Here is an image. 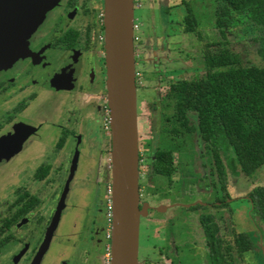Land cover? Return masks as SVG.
Segmentation results:
<instances>
[{
	"label": "rangeland",
	"instance_id": "obj_1",
	"mask_svg": "<svg viewBox=\"0 0 264 264\" xmlns=\"http://www.w3.org/2000/svg\"><path fill=\"white\" fill-rule=\"evenodd\" d=\"M186 1L196 17V30L191 33L184 32L183 24L182 30L176 24H170L167 25L169 33L164 37L165 33L161 31L168 14L164 13L160 2L134 0V17L138 20L141 38L134 49L135 70L138 73V143L142 157L140 204L150 202V206L156 207V212L140 218L138 264H170L163 249L165 236L162 226L165 211H157L159 205H164L160 203L161 197L168 198L166 200L170 202L177 200L178 195L182 194L191 201L193 197L204 193L205 187L208 193L216 191L212 185L214 178L210 174L211 148L205 147L197 131H189L175 121L173 104L165 98L169 88L167 75L200 78L205 71L202 64L204 52L218 48L239 54L245 64L264 66V62L256 54L259 45L254 40L258 35L256 27L237 17L225 28L223 37L214 26L210 0ZM102 5L103 0H75L70 5L76 6V13L68 21V26L80 32L77 47L83 53L84 64L79 65L78 74H75V87L59 85L62 76L70 79L69 73L67 75L57 71L53 74L54 89L62 88L65 92L56 94L53 98L52 112L54 122L69 127L75 135V150H58L53 147L49 154L52 167L46 180L25 184L31 193L40 197L41 202L30 214L28 222L22 225L18 223L10 230L12 236L0 250V264H26V259L16 262L14 259L32 253V247L38 248V253L57 207L63 201L65 205L49 240L50 252L46 254L42 264H61L62 260L63 264L109 263L110 224L106 214L111 189V139L106 102L104 50L103 41L100 39L103 26L98 16ZM70 6L68 4L67 9H64L63 18L71 10ZM213 43L217 45L208 47ZM92 62L98 76L94 84L89 86L88 68ZM67 77L65 81H68ZM71 83L73 85V81ZM70 91L73 92V98L68 101ZM68 119H72V123ZM191 122L195 123L193 117ZM147 140L151 145L144 148ZM220 145L225 150L220 152L223 162L226 163V160L230 159L232 166V150L225 144ZM157 146L171 149L174 153V164L178 169L172 174L170 182L163 176H154L152 181L147 177L151 152ZM75 154L77 165L68 183V191L63 196ZM12 168L5 166V175ZM4 172L1 171L3 177ZM27 178L29 179V176ZM16 185L15 177L0 183V217L9 218L14 212L15 207L12 208L11 204L16 196L13 193ZM258 185H264V165L252 175H244L241 172L235 174L227 170L226 189L230 197L228 216L223 221L222 232L230 241L239 232L252 233L259 246L255 251L234 254L235 264H264V235L250 217L251 202L247 197L248 192ZM167 212L174 214L182 211L174 208ZM186 223V229L179 223L174 226L176 243L181 245L184 239L187 245V254L180 253L179 256L183 261L186 260L185 264H206L207 249L197 213L189 212L186 215ZM184 249L185 246L182 245L180 250Z\"/></svg>",
	"mask_w": 264,
	"mask_h": 264
},
{
	"label": "trees",
	"instance_id": "obj_2",
	"mask_svg": "<svg viewBox=\"0 0 264 264\" xmlns=\"http://www.w3.org/2000/svg\"><path fill=\"white\" fill-rule=\"evenodd\" d=\"M210 1L214 26L221 36H225V28L237 17L258 29V35L254 38L259 44L256 54L264 62V0ZM183 22L184 32L196 30V17L188 5ZM216 45L213 43L208 47ZM202 64L205 71L200 78L167 76L169 88L165 98L173 104L175 121L189 131H197L205 147L211 148L210 174L214 178L212 185L216 188L212 200L219 202L214 206L218 213L222 207L229 209L230 195L225 191L226 170L235 174L241 172L252 175L264 165V66L245 64L239 54L222 48L206 50L202 56ZM191 117L195 119L194 124ZM220 144H225L232 150V166L230 159L226 163L222 161L220 152L225 150ZM150 145L147 140L143 146L149 148ZM151 155L146 172L148 179L152 181L154 176H163L171 181L172 174L178 169L174 164L173 151L157 146L152 149ZM141 159L139 151V174ZM49 169V166L38 168L36 177L41 179ZM140 179L139 176V192L142 185ZM247 197L251 202L250 217L264 235V185L253 187ZM30 202L38 203V200ZM199 207L197 205L191 209ZM208 209L199 213V221L209 246L211 264H235L234 254L251 251L254 237L252 233L239 232L231 241H224L219 234L220 217L215 211ZM25 212L15 213L6 220L5 225L10 227ZM167 223L168 233L175 236L174 220L170 218ZM173 247L176 248V245Z\"/></svg>",
	"mask_w": 264,
	"mask_h": 264
},
{
	"label": "flooded vegetation",
	"instance_id": "obj_3",
	"mask_svg": "<svg viewBox=\"0 0 264 264\" xmlns=\"http://www.w3.org/2000/svg\"><path fill=\"white\" fill-rule=\"evenodd\" d=\"M74 1L75 0H58L57 4L47 12L46 18L42 24H40L28 38L26 45L19 52L17 58L13 60L11 64L9 63L0 69V150H12L6 155L0 152V183H5L15 177L17 185L13 193H15L16 196L11 204L12 208H15L11 216L21 211L25 212L27 207L25 214L20 216L10 227H7L5 222L10 219L11 216L6 219L2 216L0 217V250H2L9 238H11L12 235L10 230L13 226H16L18 223L22 225L28 222L30 214L41 202L40 197L31 193L25 184L46 180L52 167L49 154L50 151L53 150V147L58 150H75L74 148L77 141L75 135L70 131L69 127H63V125L61 126L59 123H55L52 112L53 98L56 94L65 92L62 88L58 90L54 89L53 74L57 71H62L63 74L67 75L69 73L70 79L66 76L68 81H65L66 77L62 76L59 85L61 87H75L77 79L75 74H78L79 65L84 64L82 58L83 53L80 48L77 47L79 44L80 32L78 29L68 26V21L71 20L73 14L76 13V6H70ZM68 4L71 10L66 17L63 18V11L67 9L66 6ZM101 12H103V5L98 14L100 24L103 26V17H100ZM103 38L104 34L102 32L100 39L103 41ZM61 68L63 69L60 70ZM97 76L98 74L92 62L88 68L87 85H93ZM72 81L73 85L71 83ZM68 93L67 100L69 101L73 98V92L70 91ZM71 120L72 119H68V121L72 123ZM52 131H55V133ZM71 140L72 142H70ZM53 141H55V143H53ZM78 146L79 145H77V147ZM5 166L13 167L6 175L4 172ZM47 166L50 167L48 173L41 179L37 178L36 172L38 168ZM1 171L4 172V177L1 176ZM27 176H29V179ZM226 180L227 170L225 191L228 192L226 189ZM158 189L161 190L162 187H158ZM203 192L204 193H201L200 196L193 197L191 201H188V197L182 194L178 195L177 200H170V202H167L168 198H160V203L164 205L159 206L166 207L164 210L165 212H163L165 218L164 225L162 226L165 236V245L163 249L165 258L170 264H185L186 260L183 261L179 254H187V245L184 239L183 244L181 243V245H179L176 243V238L168 233L167 222L170 218L174 220V225L177 226L179 223L184 225L186 229V215L189 212H196L199 221V213L202 212L203 209L209 208L208 210L215 211L216 215L220 217L219 223L221 230L219 234L224 241H228L227 235L225 236L222 232L224 228L223 221L227 219L228 209L222 207L217 213L218 209L214 206L218 205L219 202L212 200L215 190L212 193H208L209 191L205 187ZM31 200H38V203H31ZM147 204L148 216L151 212H156V207L150 206V202ZM197 205L200 207L191 209ZM174 208H179L182 212L167 214L169 209ZM157 211L159 210L157 209ZM200 227L207 249L206 264H211L209 246L201 224ZM185 231L186 230H184V238L186 235ZM5 238L7 240H5ZM108 239L110 241V238ZM50 244L51 241L49 242L47 250L41 257L39 264H42L46 259V254H49L51 248ZM173 245H176V248L173 247ZM182 245L185 246L184 250H180ZM170 246L173 248L170 249ZM33 248L34 247H32V253L28 255L24 254L23 256L20 255L17 258L15 257V262L26 259V264H32L37 256L38 249L34 248L33 250ZM256 249H259V246L255 241L252 250L255 251ZM18 258L20 259L18 260ZM63 261L64 260L61 261V264H63Z\"/></svg>",
	"mask_w": 264,
	"mask_h": 264
},
{
	"label": "water",
	"instance_id": "obj_4",
	"mask_svg": "<svg viewBox=\"0 0 264 264\" xmlns=\"http://www.w3.org/2000/svg\"><path fill=\"white\" fill-rule=\"evenodd\" d=\"M58 0H0V69L26 45ZM134 0H103L104 61L111 139V225L109 264H138L140 218L148 204H140L138 106L132 24ZM12 150H0L8 154ZM77 165L72 159L68 183ZM64 198V197H63ZM65 203L60 202L47 236L32 264H39L48 248ZM159 206L158 210H165Z\"/></svg>",
	"mask_w": 264,
	"mask_h": 264
},
{
	"label": "crops",
	"instance_id": "obj_5",
	"mask_svg": "<svg viewBox=\"0 0 264 264\" xmlns=\"http://www.w3.org/2000/svg\"><path fill=\"white\" fill-rule=\"evenodd\" d=\"M157 1L160 2V7H162L163 10L167 12L169 18V19L167 18V20H164L166 24L163 23L164 28H162L163 31L161 32H163V34L165 33L164 37H166L169 33V29L167 28V25L176 24V26L181 28L183 24L184 27L183 18L187 13V4H188L186 0H157ZM217 32L220 33L219 30ZM187 36L189 35L187 34ZM167 76H171V74ZM262 252H264V249L262 250Z\"/></svg>",
	"mask_w": 264,
	"mask_h": 264
},
{
	"label": "built area",
	"instance_id": "obj_6",
	"mask_svg": "<svg viewBox=\"0 0 264 264\" xmlns=\"http://www.w3.org/2000/svg\"><path fill=\"white\" fill-rule=\"evenodd\" d=\"M100 17L101 18L103 17V12L100 13ZM139 30H140V26H139L138 20L134 17L133 24H132L134 47H135V44H137L141 40V38L139 36ZM136 75H138L137 72H136ZM106 216H107V221L111 225V201H110V199L108 200ZM108 232H109L108 233V238H110V236H111L110 235V230Z\"/></svg>",
	"mask_w": 264,
	"mask_h": 264
}]
</instances>
